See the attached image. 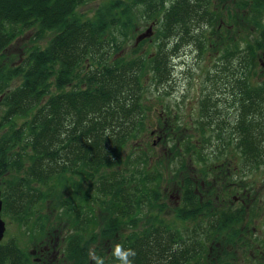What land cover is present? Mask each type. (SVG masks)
I'll return each instance as SVG.
<instances>
[{
	"label": "trees",
	"instance_id": "trees-1",
	"mask_svg": "<svg viewBox=\"0 0 264 264\" xmlns=\"http://www.w3.org/2000/svg\"><path fill=\"white\" fill-rule=\"evenodd\" d=\"M93 1L0 0L2 214L42 240L35 260L34 252L25 253L16 241L0 242V264H58L52 258L54 231L65 232L59 264H95L89 255L95 243L92 252L104 264H119L112 256L116 244L136 251L134 264H232L225 247L250 236L248 210L241 205L224 211L216 198L230 192L223 193L231 187V159L245 174L264 158V136L253 124L255 113L264 116V0H239L233 8L235 31L250 34L252 43L244 36L231 41L227 31L223 37L206 34L204 24L219 26L214 0H107L86 16L81 9ZM152 19L159 23L153 44L145 39L127 50L141 23ZM29 30L34 40L48 42L28 47L14 66L5 51ZM148 43L156 46L154 52L144 49ZM191 44L200 53H221L228 72L231 58L237 60L232 103L243 113L232 121L212 96H203L196 113L187 115L177 105V115L172 107L162 110L166 123L159 115L166 155L171 165L176 159L181 163L171 178L183 185L176 218L196 224L183 233L161 217L167 207L159 203L166 198L160 185L167 164L152 167L150 145L124 151L148 132L147 114L156 110L150 95L163 89L160 103L168 95L171 60ZM259 72L263 77L256 84ZM196 161L202 178L191 170ZM223 173L229 182L218 191L214 181H222ZM210 177L215 180L207 181ZM221 240L217 256V249L209 248Z\"/></svg>",
	"mask_w": 264,
	"mask_h": 264
},
{
	"label": "rangeland",
	"instance_id": "rangeland-1",
	"mask_svg": "<svg viewBox=\"0 0 264 264\" xmlns=\"http://www.w3.org/2000/svg\"><path fill=\"white\" fill-rule=\"evenodd\" d=\"M236 1L239 0H214L215 6H213L212 10L215 11V13L218 16L216 17L215 24H219V26H217V29L219 31H217L216 26L213 29L212 25L210 24H204V29L206 30V34L214 33L215 36H218L219 33L221 37H223L224 35L227 34V32H229L228 35L231 41H238L240 40V36H244L245 43L247 42L252 43L254 38L250 34L246 33L245 31H243L242 33L241 31H235V26L233 24L235 11L233 8L235 7ZM105 2H107V0L93 1L88 5L86 4L81 9V11L86 13V16L88 15L92 17L95 10ZM230 9H232L233 12H231ZM233 13L234 16L232 15ZM260 20L264 26V17L263 19L260 18ZM150 24L154 30L153 35L146 39L151 44H153V40H155L154 39L155 30L156 31L158 30L159 23H157V21H154L152 19L149 23L146 22L141 23L142 28L139 31H137L136 34L133 36V39L131 40V43H129L130 45L128 46L127 50H129L132 45L136 47L140 44V43L138 44L137 41L138 37L140 36V34H142V32L144 33L147 29L151 27ZM205 25H207V27H205ZM33 35H34V30H29L24 32L5 51L6 55H8V58L10 57L13 60L11 64H13L14 66L20 64L26 55V50L28 47L36 46V45L41 47L46 46L48 39L36 41L34 40ZM257 35L256 38L258 37ZM50 37L51 36H49V38ZM144 49L150 52H154L156 50V46L150 47L148 43L146 44V47H144ZM211 52L212 51L209 50L208 52L204 51L200 53L197 47L191 44L190 46H185L184 48H182L179 54H177L178 56L174 57V59L171 60V65H172V72H170L171 78H170V82L166 87V91L168 92V95L163 96V98H161V103L158 97L160 96L159 94L163 92V89H160L159 92L155 91L154 94L150 95V98L152 100L151 103L153 102V107L156 110L153 114H151V112L147 114L148 132L145 135L142 134L143 137L141 136L142 137L141 139L135 140L134 142L133 141L130 142V144L124 151V154L127 155L134 149V146L135 148H138L141 145L143 148H145L146 146L150 145V147H152L153 149L151 151V156L153 153L152 167H156V165H158L160 167L159 169L161 170L162 166L159 164V162H164L167 164L166 167L163 168V171L165 172L164 175L165 181L160 185L162 194L166 198H164V200L163 199L159 200L160 204H163L165 202L167 207L162 212L161 217H163V219H166L167 221L174 222L175 226L179 228L181 231H183V233L186 231V229L194 228V225L196 224L190 221L183 222L177 220L176 209L181 204H177L176 198L171 199L169 196L170 194H175L178 190L183 189V185L180 181L179 183L177 181L173 182V180H171L172 176H174L172 172L176 171V168L179 167V164L181 163H179L178 161L179 159H176L175 160L176 166L171 165L172 164L171 163L172 161L170 162L171 156H167L170 153L169 148L165 146L164 141L162 140L157 141L156 138L155 140L157 144L154 145L155 142L154 139L151 138L152 135L151 131L155 129L156 126L158 125L159 127L158 136L159 138L161 136L164 139L162 130L160 128L161 126H159L160 122L158 118L161 116L165 120H168L169 117L168 115L162 113V110L166 109L167 106L173 108L178 105L184 109V113L187 115H189L192 112L196 113L199 109L198 106L200 105V101L203 98V96H212V100H215L217 102L218 107L222 111L225 110L226 113L230 115L232 121H236L237 118L240 119L241 117L240 114H242L243 111L240 110L235 103H232L233 100L237 99V96L232 95L231 92L232 91L231 84H232V80H234V77L232 75V69L234 70L237 68V60L234 57L231 58L232 69H230L228 72L223 69L224 67L221 66L222 62L219 61L221 57V53L212 55ZM5 62L7 63L6 60ZM261 69H264L263 65L261 66ZM230 74L232 76H230ZM260 76L263 77L262 74L260 75L259 72L257 76H254L253 82H256V84L259 83L261 78ZM221 77L223 81L219 79ZM210 79H212V81H210ZM16 84L17 83H13L11 88H13L14 85ZM217 100H219V102ZM226 100H228L229 105L225 103ZM1 102L2 101L0 98V115L3 114L5 109ZM172 112L174 115H177L178 113L174 110V108ZM162 114H164L165 116H162ZM254 119H255V123L253 124L257 129V135L259 137H263L264 116L255 113ZM189 120L190 119H188V121ZM148 135L149 138H147ZM262 148L264 149V141ZM238 162L239 161H236V159H231V162H229V166L231 167L230 171L234 170V172L231 173V177H230L231 184L227 183V185H230L231 187L228 189L227 192H223V193L225 194L228 193L229 191L231 193L229 192L228 195H225L223 200L221 199V201L219 202V205L218 206L215 205V206H217L218 208L224 211H228L229 209L230 211L234 212L236 208H239L241 207V205H244L248 210L246 223L249 224L248 228L250 226L251 232H250V236L245 239L231 241L232 246L225 247V250L230 251V253L232 254V257L234 258V260H232V257L230 258V262L232 264H264V158H263V162L261 161L260 167L258 169L251 170V168H248L245 174H243L245 171H242L240 169L241 166L239 165ZM193 163L194 164L191 166L192 169L191 168L190 169L192 170L193 174H196L198 176V178H202L201 174L197 172V170L200 169L199 168L200 166L196 165L198 164L197 161ZM184 171L187 170L185 169ZM217 171L218 170H216V172ZM219 173L220 171L217 172V174ZM179 176L180 179L182 180L183 175L179 174ZM223 176L224 178L221 179L222 181H217L215 180V178L212 177H210V179L208 178L207 181L213 182L215 180L214 183H217L218 191H219L218 188H220V186L225 187L226 189L227 185L223 183V181L229 182V180L228 179L226 180L224 173ZM169 186H171V191L170 193H167L166 188ZM180 192L182 194V190ZM245 193L246 195H244ZM216 200H219V197H217ZM149 211H153V209H150ZM148 215L149 212L147 213L146 217ZM2 217L6 222V226H7L5 237L2 242L9 243L10 241L12 242L14 240L17 242L18 246L25 253L29 254L35 252L33 253L34 256L32 257L33 260L38 259L39 256L36 255V251H37L36 248L37 246H39L42 240L35 241L34 239H32V235H28L27 229L19 225L13 219V217L8 216L4 212L2 214ZM203 226L205 228H209V226L206 224ZM57 232L58 231L56 232L54 231V233H52L53 239L51 241H53V243L56 245L54 247V253L56 255L52 258L56 259V261L59 264L61 259L58 260V258L61 256L60 252L61 251L64 252L66 240L62 239L60 236L65 232L59 234H57ZM222 241L225 240L211 242L214 243L216 247L215 248L210 247L209 250L213 252L215 249H217L218 252H215V255L220 256L221 251H223V248L221 247ZM96 245L97 243L92 245L91 251L94 250ZM38 249L40 248L38 247ZM224 256L226 255L222 254L221 260L227 259Z\"/></svg>",
	"mask_w": 264,
	"mask_h": 264
},
{
	"label": "clouds",
	"instance_id": "clouds-1",
	"mask_svg": "<svg viewBox=\"0 0 264 264\" xmlns=\"http://www.w3.org/2000/svg\"><path fill=\"white\" fill-rule=\"evenodd\" d=\"M205 27H207V25H205ZM105 135H110V131L106 130ZM88 142L91 143V141ZM89 255L95 261V264H104L103 258L96 256L91 250ZM136 255L137 253L134 249H125L122 244H116L112 252V256L119 261V264H134Z\"/></svg>",
	"mask_w": 264,
	"mask_h": 264
},
{
	"label": "water",
	"instance_id": "water-1",
	"mask_svg": "<svg viewBox=\"0 0 264 264\" xmlns=\"http://www.w3.org/2000/svg\"><path fill=\"white\" fill-rule=\"evenodd\" d=\"M153 35V28L152 26L147 29L144 33L140 34V36L138 37V44L146 39L149 38ZM152 134H154V132H152ZM161 139H159L160 141ZM2 211H3V200H2V192L0 190V242H2L4 240L5 237V233L7 230V226H6V222L4 221L3 217H2Z\"/></svg>",
	"mask_w": 264,
	"mask_h": 264
},
{
	"label": "flooded vegetation",
	"instance_id": "flooded-vegetation-1",
	"mask_svg": "<svg viewBox=\"0 0 264 264\" xmlns=\"http://www.w3.org/2000/svg\"><path fill=\"white\" fill-rule=\"evenodd\" d=\"M264 66V65H263ZM242 106V105H241ZM164 123H166V120L164 121ZM167 125V124H166ZM158 125L156 126V128L155 129H153L151 132H154V134H152L151 135V138H153L154 139V145H156L157 143H156V140H155V138L157 139V141L159 140V139H161L162 140V137L160 136V138H159V136H158ZM160 132V131H159ZM163 132V131H162ZM159 138V139H158ZM160 140V141H161ZM232 172H234V170L232 171ZM203 188H204V185H203ZM170 191H171V186H169V187H167L166 188V192L167 193H170ZM181 190H178L175 194H170L169 196H170V198L171 199H173V198H176V200H177V204H181L182 203V198H183V194H181V192H180ZM198 193V192H197ZM199 195H201L200 193H198ZM223 200V199H222ZM218 202H220V199L218 200ZM35 253V252H34Z\"/></svg>",
	"mask_w": 264,
	"mask_h": 264
}]
</instances>
